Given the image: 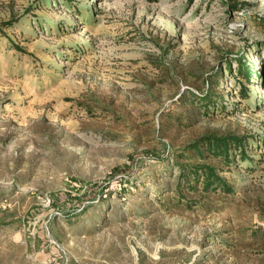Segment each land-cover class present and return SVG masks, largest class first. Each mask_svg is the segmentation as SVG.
Listing matches in <instances>:
<instances>
[{
	"label": "rangeland",
	"instance_id": "374dc122",
	"mask_svg": "<svg viewBox=\"0 0 264 264\" xmlns=\"http://www.w3.org/2000/svg\"><path fill=\"white\" fill-rule=\"evenodd\" d=\"M216 72L226 110L193 116ZM209 134L250 158L179 199ZM0 264H264V0H0Z\"/></svg>",
	"mask_w": 264,
	"mask_h": 264
},
{
	"label": "trees",
	"instance_id": "16d2710c",
	"mask_svg": "<svg viewBox=\"0 0 264 264\" xmlns=\"http://www.w3.org/2000/svg\"><path fill=\"white\" fill-rule=\"evenodd\" d=\"M231 7L234 11H237L243 8V4L233 3ZM73 25L76 27L79 24ZM228 66L232 75L235 76L236 72V79L241 77L245 80L242 85L238 83L240 87L238 88L239 95L237 97L241 99V102L236 103L238 106L243 101L251 98L249 86L253 85L255 81L252 77L251 66L246 63L245 59L238 60L236 71L232 67V63H229ZM231 95L234 96L233 93ZM179 100L193 106L195 109L193 116H198L199 112L208 115L211 111L218 110L220 105H222V108H220L222 111L226 110L224 107L225 94L221 91L218 73L210 78L209 88L202 97L191 91H184ZM250 146V140L245 136L220 134L205 135L186 145L174 161V167L179 171L175 186L178 198L184 200L185 193L231 195L234 192V186L229 178L224 175V172H227L225 170H229L232 165H237V160L244 161L250 158L248 154ZM212 242L209 239V243L212 244Z\"/></svg>",
	"mask_w": 264,
	"mask_h": 264
}]
</instances>
